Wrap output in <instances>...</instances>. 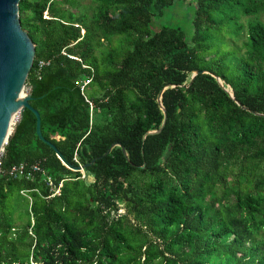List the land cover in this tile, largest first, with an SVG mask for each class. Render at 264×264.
I'll return each instance as SVG.
<instances>
[{
  "label": "trees",
  "instance_id": "1",
  "mask_svg": "<svg viewBox=\"0 0 264 264\" xmlns=\"http://www.w3.org/2000/svg\"><path fill=\"white\" fill-rule=\"evenodd\" d=\"M80 1L18 4L42 134L86 166L22 112L0 264H264V0H193L189 40L150 26L176 0Z\"/></svg>",
  "mask_w": 264,
  "mask_h": 264
},
{
  "label": "water",
  "instance_id": "2",
  "mask_svg": "<svg viewBox=\"0 0 264 264\" xmlns=\"http://www.w3.org/2000/svg\"><path fill=\"white\" fill-rule=\"evenodd\" d=\"M19 2L20 0H0V152L15 129V126H11L14 117L18 116L16 125L22 118V112L28 109L35 115V130L38 138L54 150L56 156L66 167L73 171H82L86 164H71L63 157L56 145L43 136L40 114L30 104V92H24L25 81L33 62L35 45L21 27ZM199 72H204V70L195 71L191 79ZM216 79L222 85L218 76ZM22 93L25 95L21 96ZM160 94L161 91L158 94L157 102L164 113L162 124L156 130L147 131L144 136L158 133L164 126L166 112L162 106ZM229 94L233 98L232 93L229 92ZM237 104L241 105L239 101Z\"/></svg>",
  "mask_w": 264,
  "mask_h": 264
},
{
  "label": "rangeland",
  "instance_id": "3",
  "mask_svg": "<svg viewBox=\"0 0 264 264\" xmlns=\"http://www.w3.org/2000/svg\"><path fill=\"white\" fill-rule=\"evenodd\" d=\"M89 1L90 0H81L80 2L82 5L88 4ZM194 6L195 3L193 0H176L172 6L165 8L161 15H156L152 17L150 25L152 32L157 31L163 25L177 26L183 30L185 37L189 40L192 32L191 19L194 13ZM262 18L264 19L263 15ZM245 20L246 17L241 18V21L245 22ZM223 35V33H220V36L223 37ZM24 92L27 93L26 89H24ZM87 93L89 95H92L93 93H95V89L93 87H88ZM17 119L18 116H15L11 125L12 127L15 126ZM120 211H123V209Z\"/></svg>",
  "mask_w": 264,
  "mask_h": 264
},
{
  "label": "built area",
  "instance_id": "4",
  "mask_svg": "<svg viewBox=\"0 0 264 264\" xmlns=\"http://www.w3.org/2000/svg\"><path fill=\"white\" fill-rule=\"evenodd\" d=\"M41 64H42V63H41ZM87 82H88V80L84 81V82L81 84V86H80V90H81V91H84V89H85V84H86ZM87 101L89 102L90 106H92L91 102H90L89 100H87ZM23 169H24V165L20 164V165H18V166H14V167H12V169H11V173H12V172H18L19 174H21L22 171H23ZM33 169H34V170L37 169V165H35V166L33 167ZM58 190H59V189H55V190H54V193H57Z\"/></svg>",
  "mask_w": 264,
  "mask_h": 264
},
{
  "label": "bare ground",
  "instance_id": "5",
  "mask_svg": "<svg viewBox=\"0 0 264 264\" xmlns=\"http://www.w3.org/2000/svg\"><path fill=\"white\" fill-rule=\"evenodd\" d=\"M24 95H25V93H22V94H21V96H24Z\"/></svg>",
  "mask_w": 264,
  "mask_h": 264
}]
</instances>
